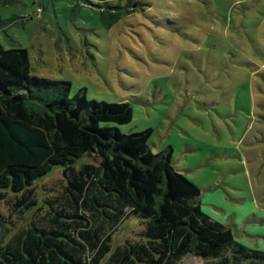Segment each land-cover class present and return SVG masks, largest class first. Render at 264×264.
Returning <instances> with one entry per match:
<instances>
[{"label": "rangeland", "instance_id": "374dc122", "mask_svg": "<svg viewBox=\"0 0 264 264\" xmlns=\"http://www.w3.org/2000/svg\"><path fill=\"white\" fill-rule=\"evenodd\" d=\"M111 2L126 14L108 28L111 11L104 20L85 0H0V20H14L0 41L29 52L33 75L70 82L72 97L129 103L120 131L151 129L152 149L172 147L176 169L201 189L202 211L264 251V0ZM64 184L61 168L37 181L38 205L23 215L12 194L0 202V236L44 214ZM142 223L121 224L113 247L140 240Z\"/></svg>", "mask_w": 264, "mask_h": 264}, {"label": "trees", "instance_id": "16d2710c", "mask_svg": "<svg viewBox=\"0 0 264 264\" xmlns=\"http://www.w3.org/2000/svg\"><path fill=\"white\" fill-rule=\"evenodd\" d=\"M85 1L104 20L111 11L108 28L126 14L111 0ZM13 23L0 20V38ZM10 41H0V202L12 194L23 215L38 205L37 181L61 168L65 184L44 214L0 236V264H264V251L202 211V191L176 169L172 147L155 152L151 129L120 131L133 120L129 103L89 100L86 90L72 97L70 82L33 75L29 52ZM130 218L143 222L142 238L114 248Z\"/></svg>", "mask_w": 264, "mask_h": 264}]
</instances>
